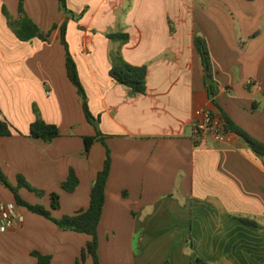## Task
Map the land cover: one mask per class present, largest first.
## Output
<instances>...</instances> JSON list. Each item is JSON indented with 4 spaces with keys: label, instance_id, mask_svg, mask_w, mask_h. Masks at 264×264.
Segmentation results:
<instances>
[{
    "label": "crops",
    "instance_id": "1",
    "mask_svg": "<svg viewBox=\"0 0 264 264\" xmlns=\"http://www.w3.org/2000/svg\"><path fill=\"white\" fill-rule=\"evenodd\" d=\"M20 1L0 0V110L15 129L0 141V167L11 186L22 176L43 192L22 187L20 196L54 218L74 215L89 207L104 166L102 143L85 154L84 138L96 131L67 76L60 39L66 23L90 111L112 154L98 230L101 264H264L262 231L239 221L264 227V161L236 135L210 148L191 140L195 112L207 108L264 143V0H67L73 18L60 11L59 0H23L27 15L50 33L47 41L30 42L16 38L3 14L5 8L18 18ZM109 33L129 35L121 54L147 67L145 94L110 76L120 43ZM196 37L209 49L218 105ZM38 116L60 136L50 143L32 138ZM71 170L79 179L74 193L62 188ZM53 193L58 210L51 207ZM2 203L16 201L0 182ZM17 207L24 223L0 233V264H39L33 253L50 257V264H77L90 236Z\"/></svg>",
    "mask_w": 264,
    "mask_h": 264
},
{
    "label": "trees",
    "instance_id": "2",
    "mask_svg": "<svg viewBox=\"0 0 264 264\" xmlns=\"http://www.w3.org/2000/svg\"><path fill=\"white\" fill-rule=\"evenodd\" d=\"M253 1V0H246ZM60 11L65 15L73 18L76 15L69 9L67 0H59ZM3 14L7 19V24L10 30L14 33L16 38L21 42H30L33 39H40L42 41H47L49 34H45L27 15L24 9L23 0L20 1L18 9V18L14 19L10 13L4 8ZM82 15H80L81 17ZM79 16L77 18H80ZM66 23L61 26V43L65 49L66 55V70L67 76L71 83L77 89L79 97L81 99L82 107L86 116L87 121L95 128L96 135L93 137H85L86 155H88L96 142H100L104 145L106 149V158L104 162L103 169L98 173L95 181L91 187L90 193V203L89 207L85 210H80L74 215L63 216L62 218H54L51 211L46 209L41 205H32L26 202L19 194V188L25 187L32 192H35L38 196H42L43 192L31 188L22 176L18 177V187H13L7 181L4 173L0 167V182L8 187L15 196L16 204L19 207L26 208L34 214L41 215L59 228L77 232L81 234H86L91 237V241L88 242L87 247L82 253L81 259L77 264H83L86 258L89 256L93 260V264H101L98 250H99V237L98 230L101 219L103 217V212L106 202V189L111 173L112 167V154L110 148L105 142V136L100 131V119L95 117L89 108L88 99L86 95L85 88L79 76L78 67L76 61L74 60L69 44L66 40ZM58 26H54L53 29H57ZM107 37L114 41L119 42L120 47L118 50L111 54L112 68L110 71V76L122 86L130 89L133 94H145L147 90V67L146 66H133L127 63L121 54V46L128 42L129 35L127 33H109ZM195 45L200 54L203 63L208 71L206 72L205 82L207 85V90L209 94L213 97L212 102L214 105L216 103L217 95V83L212 76V67L210 62V53L205 40L202 37H196ZM222 120L226 123L227 131L235 134L239 137L247 147L257 156L264 161V143H261L251 137L248 133L238 127L233 123L225 113L222 115ZM15 129L2 117V112L0 110V141L4 137L11 136ZM30 136L35 139H42L43 141L50 143L54 139L60 136V130L57 126L51 125L43 121L39 116L36 121L31 126ZM1 164V155H0ZM1 166V165H0ZM79 186V179L74 170L70 171L67 180L63 183L62 188L68 193H74ZM52 209L58 210L60 208V197L58 194L53 193L51 195ZM242 223L252 226L254 228L260 229L264 238V227L259 225L254 220H249L245 218H239ZM187 249H191L193 246V240L190 239L187 243ZM39 264H50V257L43 256L40 253H33ZM165 264H170L166 261ZM195 264H209L208 262L198 259Z\"/></svg>",
    "mask_w": 264,
    "mask_h": 264
},
{
    "label": "built area",
    "instance_id": "3",
    "mask_svg": "<svg viewBox=\"0 0 264 264\" xmlns=\"http://www.w3.org/2000/svg\"><path fill=\"white\" fill-rule=\"evenodd\" d=\"M235 134L227 131L226 123L207 108H199L195 112L192 123L191 140L196 147L210 148L229 144ZM24 223V217L13 203L0 204V233L19 227Z\"/></svg>",
    "mask_w": 264,
    "mask_h": 264
},
{
    "label": "rangeland",
    "instance_id": "4",
    "mask_svg": "<svg viewBox=\"0 0 264 264\" xmlns=\"http://www.w3.org/2000/svg\"><path fill=\"white\" fill-rule=\"evenodd\" d=\"M128 4H131V0H127V5H128ZM61 44H62V43H61Z\"/></svg>",
    "mask_w": 264,
    "mask_h": 264
},
{
    "label": "water",
    "instance_id": "5",
    "mask_svg": "<svg viewBox=\"0 0 264 264\" xmlns=\"http://www.w3.org/2000/svg\"><path fill=\"white\" fill-rule=\"evenodd\" d=\"M207 70H208V68H207Z\"/></svg>",
    "mask_w": 264,
    "mask_h": 264
}]
</instances>
